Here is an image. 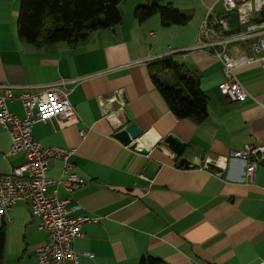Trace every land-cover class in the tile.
Instances as JSON below:
<instances>
[{"label": "crops", "instance_id": "obj_1", "mask_svg": "<svg viewBox=\"0 0 264 264\" xmlns=\"http://www.w3.org/2000/svg\"><path fill=\"white\" fill-rule=\"evenodd\" d=\"M165 2L179 7L192 25H164L156 15L139 21L134 10L143 2L125 0L115 26L76 45L60 41L37 47L18 33L21 0H0V82L18 95L61 77L71 79L67 87L79 122L61 127L56 120H38L33 132L45 146L77 149L74 170L85 183L71 195L62 185L58 189L60 198L71 196L69 206L81 205L73 214L98 217L83 225L74 242L80 264H138L148 255L167 264L264 263V165L249 182L245 162L231 155L250 142L264 145V70L258 62L237 68L250 96L230 101L219 89L224 80L219 59L203 50L173 56L200 78L209 96L206 120L178 117L153 81L154 57L169 45L195 43L208 12L213 20L223 7L220 0ZM8 105L24 116L19 98ZM131 122L143 129L141 149L116 137ZM169 134L186 142L185 153L195 157L192 167L181 165V156L166 144ZM11 143L0 123V174L25 159L9 155ZM207 160L213 168H200ZM62 168V160L54 159L48 175L59 177ZM9 217L4 264L10 260L7 235L16 227L34 235V244L31 250L27 243L19 246L11 264H39L36 247L48 238L38 229V217L26 201L13 205ZM37 231L43 234L38 239Z\"/></svg>", "mask_w": 264, "mask_h": 264}, {"label": "built area", "instance_id": "obj_2", "mask_svg": "<svg viewBox=\"0 0 264 264\" xmlns=\"http://www.w3.org/2000/svg\"><path fill=\"white\" fill-rule=\"evenodd\" d=\"M223 11L210 19L211 10L201 24L197 40L184 48L171 45L154 57L163 60L179 53L203 50L223 63L224 80L220 82L221 93L230 101H245L250 93L236 75V69L258 62L264 70V0H220ZM237 12L239 28L234 29L224 14ZM156 35V32H152ZM71 79L61 77L42 85L36 90L24 89L20 94L7 82H0V123L12 139L9 155L23 154L24 161L9 173L0 174V228L11 222L9 211L19 201H26L32 214L39 219L38 229L47 234V240L36 247L39 264H80L74 242L82 236V227L98 217L73 214L80 204L69 206L71 196L59 197L60 185L68 194L84 185L85 181L74 170L72 156L75 148L45 146L34 135L33 126L38 120H56L61 126L79 122L76 106L70 100ZM19 98L24 116L12 112L8 101ZM85 137L86 130H81ZM135 149H141L138 145ZM246 164V178L255 179L256 169L264 165V145L247 143L231 153ZM54 159L63 163L59 177H51L48 170ZM210 160L200 168L212 169ZM212 163V162H211ZM216 164V163H215ZM190 164L189 167H192ZM141 178L152 182L144 174ZM49 188L52 190L49 191Z\"/></svg>", "mask_w": 264, "mask_h": 264}, {"label": "trees", "instance_id": "obj_3", "mask_svg": "<svg viewBox=\"0 0 264 264\" xmlns=\"http://www.w3.org/2000/svg\"><path fill=\"white\" fill-rule=\"evenodd\" d=\"M125 0H21L17 21L19 35L37 47L65 41L76 45L99 29L122 20L120 5ZM164 0H145L135 7L139 21L158 14L164 25H184L190 20L179 7ZM152 78L169 108L180 118L197 123L209 114V96L200 78L173 56L154 63ZM6 225L0 228V264H4ZM138 264H167L162 259L142 256Z\"/></svg>", "mask_w": 264, "mask_h": 264}, {"label": "water", "instance_id": "obj_4", "mask_svg": "<svg viewBox=\"0 0 264 264\" xmlns=\"http://www.w3.org/2000/svg\"><path fill=\"white\" fill-rule=\"evenodd\" d=\"M223 17H228L229 23L232 25V28H239V16L237 12L224 14ZM123 97L125 98V94L123 95ZM142 136L143 129L136 122L128 123L124 128L116 133V137H118L123 143L127 145L130 144L132 148H136L138 146V141ZM165 142L169 146V148L177 153V155L181 156V165L189 167L190 164H193L195 162V157L190 158L188 157V154L185 153L186 142L182 141L174 134H169L165 138ZM211 166L213 168V165Z\"/></svg>", "mask_w": 264, "mask_h": 264}, {"label": "rangeland", "instance_id": "obj_5", "mask_svg": "<svg viewBox=\"0 0 264 264\" xmlns=\"http://www.w3.org/2000/svg\"><path fill=\"white\" fill-rule=\"evenodd\" d=\"M141 1L143 2V4L145 3V0H141ZM163 2H165V0ZM158 16L159 15L156 14V17H158ZM190 25H192V24L189 22V24H187V26H190ZM188 36L190 37L191 35H188ZM177 60L179 61L181 59L177 58ZM42 235L43 234L41 232L37 231V234L35 235V238L38 239ZM26 243L28 244V250H31L30 249V248H32L31 245L34 244V235H33V238H32L31 233H29V235H28L24 231V228L22 229L21 227H18V228L16 227L14 230L11 231L10 236L7 235V251L8 252H7L6 255L10 256V258H9L10 260L7 261L6 264H11V254H12V258H13L15 256L13 254L17 253V250H18L19 246L24 247ZM23 251L24 250H22V252ZM28 253H29V255H32L31 251L30 252L28 251Z\"/></svg>", "mask_w": 264, "mask_h": 264}, {"label": "bare ground", "instance_id": "obj_6", "mask_svg": "<svg viewBox=\"0 0 264 264\" xmlns=\"http://www.w3.org/2000/svg\"><path fill=\"white\" fill-rule=\"evenodd\" d=\"M140 141H142V140H140ZM142 143V142H141Z\"/></svg>", "mask_w": 264, "mask_h": 264}]
</instances>
